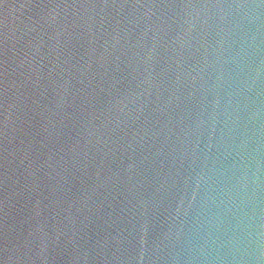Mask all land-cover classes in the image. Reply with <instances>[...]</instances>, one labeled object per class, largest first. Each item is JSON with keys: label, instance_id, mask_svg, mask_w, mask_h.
I'll return each mask as SVG.
<instances>
[{"label": "water", "instance_id": "obj_1", "mask_svg": "<svg viewBox=\"0 0 264 264\" xmlns=\"http://www.w3.org/2000/svg\"><path fill=\"white\" fill-rule=\"evenodd\" d=\"M0 264H264V0H0Z\"/></svg>", "mask_w": 264, "mask_h": 264}]
</instances>
